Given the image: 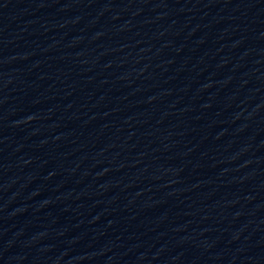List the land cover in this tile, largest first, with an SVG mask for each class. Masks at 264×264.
Masks as SVG:
<instances>
[{"label":"water","instance_id":"obj_1","mask_svg":"<svg viewBox=\"0 0 264 264\" xmlns=\"http://www.w3.org/2000/svg\"><path fill=\"white\" fill-rule=\"evenodd\" d=\"M0 264H259L145 119L4 0Z\"/></svg>","mask_w":264,"mask_h":264}]
</instances>
